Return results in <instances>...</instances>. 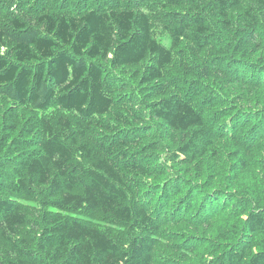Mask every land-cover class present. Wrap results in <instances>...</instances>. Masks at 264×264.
Masks as SVG:
<instances>
[{"label": "trees", "instance_id": "16d2710c", "mask_svg": "<svg viewBox=\"0 0 264 264\" xmlns=\"http://www.w3.org/2000/svg\"><path fill=\"white\" fill-rule=\"evenodd\" d=\"M242 1L0 0V238L10 242L14 254L4 255L0 244V264H153L159 218L170 202H178V212L193 209L202 219L223 212L226 228L236 232L234 237L222 232L227 244H217L213 260L200 264H264L263 191L255 189V198L249 194L238 202L239 189L230 175L239 174L240 166L232 165L226 175L230 187L220 172H209L219 121L212 125L213 118L185 95L187 85H175L168 76L175 57H182L190 72L201 69L202 77L190 84L192 92L209 94L210 106L223 108L213 115L219 120L236 115L213 85L224 90L225 68L237 64L229 63L230 50L219 36L233 26L232 10ZM255 2L258 12L256 6L244 13L252 29L264 17V0ZM156 6L171 47L154 37L150 10ZM232 36L229 48L243 52L241 58H249L251 46L264 47L250 42L252 35ZM184 40L188 45H182ZM208 47L223 56H203L196 66L190 54L198 60ZM133 66L140 67L134 76L153 118L175 135L160 138L154 127L144 132L116 125L131 124L115 108L118 89H127L116 71ZM255 72L242 77L261 75ZM212 75L220 79L211 83ZM242 77L236 75L245 82ZM125 97L123 103L134 107L133 93ZM128 111L137 121L147 118L145 111ZM68 113L91 124L76 129ZM146 138L143 152L129 149ZM167 140H173L174 149ZM168 151L164 162L162 153ZM170 161L205 182L168 179L176 174L165 165ZM240 163L245 167L244 160ZM152 175L162 178L143 180ZM23 200L41 202L44 209L31 214ZM233 203L235 212L229 210ZM90 211L106 215L115 227L133 225L144 234L121 243L87 217Z\"/></svg>", "mask_w": 264, "mask_h": 264}, {"label": "rangeland", "instance_id": "374dc122", "mask_svg": "<svg viewBox=\"0 0 264 264\" xmlns=\"http://www.w3.org/2000/svg\"><path fill=\"white\" fill-rule=\"evenodd\" d=\"M256 6L255 0H243L240 5L232 10L233 26H231L230 29L221 31L219 36V38L225 42V45L228 46H223L224 44L221 45L225 47V49L230 50L226 52L228 57H230L229 63L232 62L237 64L234 69L228 65L226 66L225 71L228 79L223 83L224 90L220 89L215 84L213 87L214 90L221 95L220 99L224 96L223 102H228L231 105V109H236V115H234V117L231 118L225 116V118L219 120V118H216L213 115V112L214 110L217 111L223 108L218 107V105L211 107L209 100L207 99L209 94L204 93L199 95L192 92L190 84L192 85L195 80L197 81L202 77L200 68H198V72H190L186 66H184L185 64L183 63L182 57L179 58L178 56L175 57L174 62L168 67V76L176 83L175 85H187L184 91L185 95L187 96L190 94L194 98L193 102L203 109L205 115L209 118H213L212 125H214L216 121H219L214 127L216 136L214 139V145L210 149L208 169L209 172H220L227 183L226 185L230 187L229 182L226 180V175L229 171H232V165L240 166L242 169L240 170V173L237 175L232 174L230 175V178H232L233 183H235V186L239 189L238 193L240 198H238V202L242 203L246 198H249V194L251 197L255 198V189L259 188L264 193V47L254 48L251 46L248 51L249 58H241L240 56L243 55V52H238L235 49L231 50L228 42L233 38L232 34H234L235 36L246 38H249L252 35L250 42L257 43V45L264 44V17L260 20V24L254 29L245 22V11ZM258 8L259 7L257 6V12ZM150 13L152 15L154 37L168 47H171L172 38L166 28V24L159 16L160 9L156 6L153 10H150ZM182 45L186 46L188 45V42L184 40ZM213 45L216 46L215 43ZM190 55L192 62L198 66L201 65L203 56L212 59L214 57L223 56V53L217 52L212 47H208L205 51L200 53L198 60L195 59L192 53ZM110 56H112V54ZM138 70H140V67L133 66L125 67L119 72L116 71V73L124 77L127 89H118V92L116 93L118 101L115 108L120 109L122 113H125L127 117L131 119V124L121 122L115 124L121 130H126L131 127V129L139 128L144 132L148 131L151 127H154V132L160 138L165 134H169L168 137H170V135L173 136V132L164 128V124L158 125L157 120L153 118L151 114L152 112H150L148 108L147 102L149 99L143 92L142 83L139 78L134 76ZM255 70H258L263 76L255 75L252 76L254 77L252 78L249 75L247 78L242 77L244 75L246 76L247 73H256ZM235 72H238L237 74L242 77L245 82L237 80V74L235 75ZM213 78L220 79L217 75H212L209 77L211 83ZM235 80H237V82ZM129 91H131L135 97V103L133 104L134 107L132 108L130 107V103H123L121 99L122 96H126L125 98H127V96H129ZM217 101L220 100L217 99ZM56 105L57 103L53 104L51 113L54 112V108L57 107ZM128 107L137 113L145 111L147 114L146 120L141 122L137 121V119L129 113ZM257 115H262V118L259 120H251V118L253 119ZM67 116H70L73 119L76 129H80V125L82 124L85 125L84 127H88L87 125L91 124L86 121L87 119L84 120L79 115L68 113ZM92 126H96V124H92ZM96 131L97 128H94L95 133ZM83 139L84 135L80 134V140L83 141ZM147 139L148 138L142 140L138 146H129V149L138 150L140 153L143 152ZM172 142L173 140H167L165 142L166 146H170V149H174ZM92 143L94 144L95 142L92 141ZM161 157L164 162H167L169 151L166 155L162 153ZM242 160L246 163L245 167H242L240 163ZM165 165L169 169V172L173 171L176 173L169 174L167 176L168 179L172 177H175L177 180L191 178L196 184L205 182L204 178L191 176L190 173L187 172V170H184L183 166L180 164L170 161ZM161 178V176L155 177L152 175V177H145L143 180L153 182L155 181L154 179ZM221 181L222 179L219 178V183H222ZM217 193L218 192H214L211 194L213 197H217ZM226 195H228V199H231V194ZM23 201L27 204H24V206L31 212V214L44 209V204L41 202L31 203L29 201ZM169 205L170 208L168 212H163L159 218L161 219L159 223L160 230L158 235L156 237L154 236L156 241L153 248V264H174L173 261H182L192 264H200L202 262L210 263L213 260L212 255L217 252V244L223 246L228 242L227 240L222 239L221 233L227 232L231 237H234L233 235L236 233L233 229H230L229 226L227 227L229 228V231H226L228 216L223 214V212L202 219L193 209L186 208L182 211L183 213L178 212L176 210L178 202H170ZM166 206L167 204L163 205V209H165ZM252 207L256 208V205L253 203ZM234 209L235 203L232 204L229 210L235 212ZM187 216H192V219L187 218ZM87 217L124 244H127V239L129 237L137 234H144L143 230L133 225L129 228L127 227L123 229L111 225V221H109L107 216L99 213V211H90L87 213ZM230 221H235V217L231 218ZM114 229H116L117 232L112 231ZM20 235L15 239L18 240ZM12 238H14V236ZM0 244L4 255L9 258L14 257L13 248L9 241L0 238Z\"/></svg>", "mask_w": 264, "mask_h": 264}]
</instances>
